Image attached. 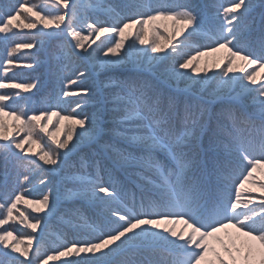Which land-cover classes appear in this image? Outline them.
Masks as SVG:
<instances>
[{
	"label": "snow or ice",
	"instance_id": "6c2138e0",
	"mask_svg": "<svg viewBox=\"0 0 264 264\" xmlns=\"http://www.w3.org/2000/svg\"><path fill=\"white\" fill-rule=\"evenodd\" d=\"M44 2L56 11L45 13L31 0L0 8V40L7 44L18 36L14 29L30 30L7 49L0 61L3 72L34 58L18 57L22 49L66 33L71 39L62 49L65 70L89 60L106 82L94 91L79 87L85 71L62 78L55 104L71 96L87 102L96 95L99 111L92 116L77 111L80 102L68 115L51 106L29 115L23 109L6 111V102L30 100L21 92L38 89V81L8 83L0 76V89L20 90L0 94V187L6 189L0 193V264H264V2L217 3L214 16L191 0ZM90 12L102 18L89 19ZM78 23L86 25L87 36ZM98 40L101 44L89 51ZM153 65L165 66L158 77ZM72 85L75 91L69 90ZM54 117L57 124L73 125L64 139L55 124V131L48 130ZM16 130L26 133L24 138L15 139ZM86 142L100 150L87 161L81 158L80 169L65 177L72 187L63 199L80 201L91 215L75 208L68 219L60 217L75 237L58 235L45 251L50 233L44 221L56 217L61 197L49 189L41 198H27L30 174H58L72 166L71 157ZM120 173L127 179H118ZM248 185L259 188L258 203L245 195L251 192ZM21 204L45 215H26ZM10 221L31 231L18 238L4 227Z\"/></svg>",
	"mask_w": 264,
	"mask_h": 264
},
{
	"label": "trees",
	"instance_id": "16d2710c",
	"mask_svg": "<svg viewBox=\"0 0 264 264\" xmlns=\"http://www.w3.org/2000/svg\"><path fill=\"white\" fill-rule=\"evenodd\" d=\"M256 0H254L255 2ZM15 0H0V8L11 10L13 3ZM32 3H35L39 6L40 9H42L45 13L52 12L54 13L56 11L55 8H53L50 4H47L44 2V0H31ZM88 2L94 3L95 0H88ZM192 3L200 5L202 7L206 6V11L209 13L210 16H214L215 13V7L217 3H223L227 4L229 0H191ZM259 4V2H257ZM22 14V18H23ZM89 19H96V18H102L97 17L94 13L88 14ZM25 22H29L28 20H25ZM167 23L169 29L171 28L170 22H164ZM78 30H82L83 34L85 36L88 35V29L84 23H78L76 25ZM159 33L161 34L160 43H164V36L166 35L164 31V27L161 25L159 27ZM18 33V36L15 40H10L7 42V44L0 40V61H3L6 59V53L7 49L11 46H14L17 42H23L21 40V37H25V34L30 33V30L27 29H14ZM3 34H0L2 36ZM70 37H67V34L64 33L59 36L58 39L52 40L46 42L44 41L42 44H38L36 48H33L31 50L22 49L19 53H17L18 57H25L26 54H34V58H28V59H22L17 61V64H14L13 66H10L11 70L5 74L3 72V69L0 68V76H3L5 79V82L11 83V82H22L24 80H32L35 79L38 81V89H33L29 93H23L21 92V97H30V100H25L20 97H16L13 100H10L6 103L10 105L9 108L6 109V111L15 110L19 112L21 109H23L27 114L31 115L33 114L32 110L35 109L36 113L39 114V111L51 106L53 110L59 111L61 115H68L72 113V110L75 108L76 103H81V109H77L78 112H81L82 115H88L92 116L95 113H98L99 111V105L97 104V96L93 95L91 98L87 99V102H83L81 100L80 96H71L64 98V102L59 104L57 106L55 104V99L57 96L61 95L64 80L63 77H69L72 76L73 72L78 71H85L88 73V76L82 81L79 82V87H91L94 89V91H98L99 89L104 88V84L102 81L106 82V78L103 74L97 76L96 75V69L95 66H87V61L89 60H77L73 66H70L68 69L65 70L64 65L66 63L63 55V46L66 45L67 41L70 40ZM91 39H95L93 36ZM91 39L87 40L90 41ZM153 39L151 34L149 35V40ZM101 40H105V37H102ZM87 41H84L85 45L87 44ZM204 41H202L203 43ZM75 43L74 41L72 42ZM101 44V41L98 40L94 44L95 48H97V45ZM144 47H147L145 45ZM94 49V47H93ZM80 51V50H76ZM15 60L16 57H13ZM45 60V62H43ZM31 64V68H25L23 67V64ZM164 65H153L152 72L156 74L158 77L160 73L164 71ZM214 71H218V69H214ZM249 71H252V69H249ZM112 75L118 77L119 71H115L112 73ZM74 78V76H73ZM161 87L163 89L167 88V85L161 82ZM175 87V85H173ZM179 87L183 89L185 87L184 83L181 82ZM77 89V85H72L69 90L75 91ZM20 91L18 89H0V94H4L5 92H17ZM106 93H109L111 89H105ZM83 95V94H81ZM109 100H111V97L109 96ZM108 108L112 107V104L109 103L107 105ZM77 118H80L79 116ZM53 120V125L59 127L60 123H65L67 126L68 124H71L68 121H63L57 124L56 118ZM44 123V122H43ZM67 126H63L60 128V133L58 135V138L64 139V133L68 131ZM87 126V125H86ZM77 131H79V126H75ZM49 128L52 129L51 125H49ZM55 128V127H53ZM38 131V130H37ZM62 134V135H61ZM26 133L20 132L15 134V139L20 140L21 137L24 138ZM43 135V134H40ZM19 136V137H18ZM33 138H37L36 134H34ZM106 139H112L111 137H106ZM47 141V137H44V139L41 141L42 144H44ZM54 147V146H53ZM28 148V145H25V149ZM33 150L35 151V146H33ZM99 146L95 144H91V146L88 144L82 146L80 150H77L76 155L71 157L70 165H65L63 168L58 170V174L56 173H41L39 170H35L30 174V180L31 182L27 185L29 188V192L26 193L27 198L29 199H37L41 198L43 194L47 193L49 189L52 190V192L61 197L63 199L65 189L72 187V184L70 181L65 180L66 176L72 175L73 173L77 172L80 169V160L83 158L84 160H89L95 151H99ZM18 151V150H17ZM30 155V154H29ZM34 159L38 160V157H33ZM63 159V157H61ZM42 163V162H40ZM47 167V166H45ZM21 172H23V169H21ZM259 176V173L257 174ZM120 180H126L127 177L120 173L117 176ZM44 179L46 180L45 184H41L40 180ZM9 182H11V171L9 175ZM246 187L252 188L250 193H246L245 195H253L255 196L256 202H259L260 199V190L258 187L248 185ZM6 191L5 188L0 187V193H4ZM75 208H80L81 211L86 216L91 215V211L87 209L86 207L82 206L80 201H72V200H66L63 199L60 201V204L58 205V212L56 217L49 221L45 220L44 223L48 225L46 228V232L50 233L46 239L43 241L45 244V251L52 248L54 245V242L56 241V237L59 235L62 238H66L67 240H72L75 237V230L71 227H68L66 225H63L60 223V217H64V219H68L69 215ZM18 209L20 211L25 212L26 215L31 213V209L26 208L25 205L21 204L18 205ZM14 215H19V212H14ZM40 215L44 216V213L35 214L31 213V216ZM31 218V217H30ZM4 227H7L9 230H13L14 234L17 235V237H23L26 236L31 230L25 228L23 225L19 224V222H13L10 221L9 225H5ZM39 232V230H38ZM38 234V233H37ZM13 243L15 241H12ZM34 241V246H35ZM18 255V254H14ZM83 255V254H82ZM75 258V257H72ZM20 259H23L21 257ZM61 259H68V258H61ZM49 264H60L59 261H53L52 263L49 262Z\"/></svg>",
	"mask_w": 264,
	"mask_h": 264
},
{
	"label": "rangeland",
	"instance_id": "374dc122",
	"mask_svg": "<svg viewBox=\"0 0 264 264\" xmlns=\"http://www.w3.org/2000/svg\"><path fill=\"white\" fill-rule=\"evenodd\" d=\"M63 27V26H62ZM28 30V29H27ZM47 42H49L48 40H46ZM45 41V42H46ZM88 44H90V41H87V44L85 45V47H87L88 46ZM93 47H94V49H95V46H94V44H92V47L91 48H89L88 50L89 51H92V49H93ZM27 50V49H26ZM29 51V50H28ZM87 61V60H86ZM43 62H45V60H43ZM89 64L91 65V66H93L94 67V64L91 62V61H87V66H89ZM259 78V77H258ZM55 118V117H54ZM53 118V120H55ZM8 123L9 124H11L12 122L11 121H8ZM42 123H43V121H42ZM51 125V127H52V129L51 128H49L48 130L49 131H55V128H53V124H50ZM63 126H67L65 123H60L59 124V127L60 128H62ZM77 126V125H76ZM71 127H73V125H71V124H68V126H67V129L69 130V128H71ZM17 133H20L19 132V130H16V131H14L13 133H12V135H13V137H15V134H17ZM59 133H60V131H59ZM59 133L57 134V135H59ZM62 135V134H61ZM19 137V136H18ZM21 139H22V137H21ZM75 139H76V133H73V141H75ZM86 144H88L87 142L86 143H83V144H81V145H79V147H78V150H80L81 148H82V146H84V145H86ZM252 189V188H251ZM260 192V191H259ZM61 200H63V199H61ZM52 263V262H51Z\"/></svg>",
	"mask_w": 264,
	"mask_h": 264
}]
</instances>
